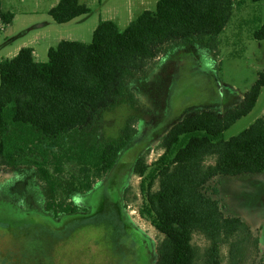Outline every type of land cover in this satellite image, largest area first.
<instances>
[{"label": "rangeland", "instance_id": "374dc122", "mask_svg": "<svg viewBox=\"0 0 264 264\" xmlns=\"http://www.w3.org/2000/svg\"><path fill=\"white\" fill-rule=\"evenodd\" d=\"M158 1L79 0L91 13L60 25L49 15L60 0H0L14 15L11 26L0 23V63L23 48L34 49L35 60L45 63L49 49L61 41L90 44L102 21L124 31L145 11H155ZM241 9L236 5L234 21L217 44L199 40L163 47L146 72L130 80L131 98L102 111L84 134L66 137L58 150L64 159L61 171L50 165L52 185L43 181L32 158L14 168L0 167V264L156 263L164 236L139 215L140 177L134 164L142 157L148 164L156 161L163 153V137L188 113H226L244 101L264 71V41L249 38L254 15L264 19V3L243 0ZM262 117L264 87L253 111L230 127L224 139L238 136ZM128 127L137 135L116 165L88 193H80L77 159L82 152L120 141ZM215 162V157L206 159V165ZM219 189L229 214L251 232V237L237 233L222 246V264H264V173L223 177ZM61 206L77 213L69 215ZM232 242L239 243L237 263L230 257ZM193 245L201 263L209 242L196 233Z\"/></svg>", "mask_w": 264, "mask_h": 264}, {"label": "trees", "instance_id": "16d2710c", "mask_svg": "<svg viewBox=\"0 0 264 264\" xmlns=\"http://www.w3.org/2000/svg\"><path fill=\"white\" fill-rule=\"evenodd\" d=\"M159 0L155 11H145L126 30L102 21L92 42L61 41L48 52V61L35 60L32 48L0 63V167L14 168L32 158L43 181L52 185L61 171L59 155L66 137L90 130L102 111L131 98L130 80L146 72L169 44L218 38L234 21L243 0ZM254 5L264 0H251ZM79 0H60L49 11L57 24L89 15ZM14 15L0 9L2 25ZM249 38L264 41V19L254 15ZM213 44V45H214ZM264 87V71L244 101L219 113L195 110L171 128L160 143L162 155L148 164H134L140 177L142 205L139 215L164 236L155 264H222L221 248L237 233L251 237L248 226L228 207L219 189L223 177L264 173V117L229 141L224 133L255 108ZM128 127L120 141L100 144L77 159V190L88 193L107 175L137 133ZM137 135V134H136ZM215 157L214 165H206ZM67 214L73 207L61 206ZM40 223V220L34 218ZM66 223L64 221L63 225ZM196 233L209 242L202 262L193 245ZM239 243L230 244L231 261L237 263Z\"/></svg>", "mask_w": 264, "mask_h": 264}, {"label": "crops", "instance_id": "0c3cea01", "mask_svg": "<svg viewBox=\"0 0 264 264\" xmlns=\"http://www.w3.org/2000/svg\"><path fill=\"white\" fill-rule=\"evenodd\" d=\"M0 9H1V10H4V8L2 7V4H1V3H0ZM51 9H52V8H51ZM51 9H50V10H51ZM4 11H5V10H4ZM6 11H7V10H6ZM0 23H1V22H0ZM12 23H13V22H12ZM3 26H4V25H3ZM9 26H11V25H9ZM9 26H6V27H9ZM33 50H34V49H33ZM34 57H35V50H34ZM35 59H36V58H35Z\"/></svg>", "mask_w": 264, "mask_h": 264}]
</instances>
